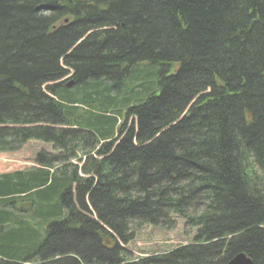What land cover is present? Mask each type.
I'll use <instances>...</instances> for the list:
<instances>
[{
    "label": "trees",
    "instance_id": "16d2710c",
    "mask_svg": "<svg viewBox=\"0 0 264 264\" xmlns=\"http://www.w3.org/2000/svg\"><path fill=\"white\" fill-rule=\"evenodd\" d=\"M0 124L99 147L0 174V264H264V0H0Z\"/></svg>",
    "mask_w": 264,
    "mask_h": 264
},
{
    "label": "rangeland",
    "instance_id": "374dc122",
    "mask_svg": "<svg viewBox=\"0 0 264 264\" xmlns=\"http://www.w3.org/2000/svg\"><path fill=\"white\" fill-rule=\"evenodd\" d=\"M45 13L46 12H42V14ZM117 82L118 81L116 80L115 83ZM1 125L2 124H0V126ZM27 126L30 125H25L24 129ZM72 131L75 132L70 133ZM66 132L69 134H66ZM66 132L61 131L59 132V134L61 136V139L67 142V148H72V151L70 153H68V151L66 153L64 148L60 147L59 145L54 146V143L52 147H50V145H44L39 143L38 141H42V143H46L45 141L47 140V138L45 137L44 139H40L39 136L37 137V135H35V133L29 138L35 142H29V143H26V141L23 142V139L18 135H16L17 137L14 138L10 137L14 134L12 132L8 133L7 135H4L3 137L5 138H1L2 137L1 136L0 137V174L16 172V171L22 172L27 169L30 170V169L38 168V164L35 161L31 162V159L33 157L35 158V156L41 155V156H46V158L54 159L55 164L52 166V169L53 172H57L60 175V177L62 173L70 172L71 170L70 168L73 165L75 167V171L78 177L82 179L87 178L88 176L83 174L82 167L86 161L90 160V157H94L99 147H96L97 145H95L96 144L95 142L93 143L91 142L89 136L86 133H81V131H78L76 128H68ZM16 133L21 135L18 131H16ZM31 134H32V124H31ZM52 134L55 136L54 139H58L57 131L52 132ZM9 137L11 139H9ZM57 151L62 152V154L59 155V153H56ZM32 154L35 156H33ZM58 156H60V158L56 160L55 158ZM185 231L186 232L190 231V228L188 226H185ZM168 235H170L169 238L171 240L172 245L171 244L168 245L167 248L168 250L165 251L167 253H170L169 251H172L173 248L178 249L188 244L189 239L187 235L185 236L179 234L176 236V240H174L175 238L172 239V237H174L172 232H170ZM163 239H161V241ZM181 239H183L184 241H178ZM153 250H154L153 256H158L160 254H163L157 248H154ZM123 252H125L127 257L129 256L133 260L149 258L147 253H145V250L144 249L141 250V247H139L137 243L132 244L129 250H125Z\"/></svg>",
    "mask_w": 264,
    "mask_h": 264
},
{
    "label": "water",
    "instance_id": "95a60500",
    "mask_svg": "<svg viewBox=\"0 0 264 264\" xmlns=\"http://www.w3.org/2000/svg\"><path fill=\"white\" fill-rule=\"evenodd\" d=\"M227 264H252V262L244 254H239Z\"/></svg>",
    "mask_w": 264,
    "mask_h": 264
}]
</instances>
